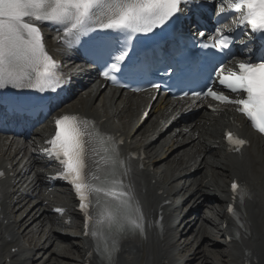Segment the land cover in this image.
Here are the masks:
<instances>
[{
	"label": "bare ground",
	"instance_id": "obj_1",
	"mask_svg": "<svg viewBox=\"0 0 264 264\" xmlns=\"http://www.w3.org/2000/svg\"><path fill=\"white\" fill-rule=\"evenodd\" d=\"M41 28L46 50L59 55L58 35L45 25ZM146 102L142 95L116 96L105 90L80 96L78 101L62 108L98 121L110 137L119 134L124 139L118 148L123 161V182L140 209L144 228L142 236L120 246L115 264H185L190 259L200 264H264V141L240 122L239 132L249 139L250 146L238 155L224 156L222 149H214V143L220 139V129L228 118L234 120L232 111L218 117L202 111L198 118L182 121L177 117L181 113L178 103L159 98L150 116L137 124L139 108ZM158 116L164 122L170 121L171 132L167 135L158 129ZM43 133V129L36 130L35 136L43 139ZM134 135L140 138L137 140ZM0 141V169L8 175L13 173L0 180V264H86L83 256L90 242L83 238L75 239V244L70 242L73 238L62 231L71 230L80 237L76 225L62 226L47 212V205L42 207L45 202L63 206L73 215L68 197L45 193L42 174L35 169L41 165L38 158L26 152V142L6 144L1 138ZM136 148H142L146 155L141 169L128 160L129 151ZM235 178L245 182L251 192L237 206L238 220L223 230L232 241L221 247L219 244L224 242L218 239L214 215L222 217L229 197L228 186ZM208 194L219 197L215 199L217 205L206 209ZM186 196L190 210L196 212V220L186 219L181 235L193 230L194 240L198 241L193 249L189 242L177 245L171 237V231L177 227L175 222L171 224L172 218L181 214L179 207L185 208ZM48 247V258L29 262L35 251H46ZM223 248L226 253L219 252ZM89 264H100V257L94 256Z\"/></svg>",
	"mask_w": 264,
	"mask_h": 264
},
{
	"label": "snow or ice",
	"instance_id": "obj_2",
	"mask_svg": "<svg viewBox=\"0 0 264 264\" xmlns=\"http://www.w3.org/2000/svg\"><path fill=\"white\" fill-rule=\"evenodd\" d=\"M192 0H0V87L56 90L62 77L58 66L46 50L41 25L58 26L65 44L78 43L92 32H110L124 37L108 48L104 70L105 80L115 82L116 73L128 68L130 53L127 43L137 34H148L168 24L184 5ZM224 0H222V3ZM237 13L236 28L264 34V0H227V9L217 13ZM212 44L204 42L200 31L194 39L202 48L224 52L234 43L217 29ZM214 79L223 90L209 86L196 92L198 98L210 97L220 104L237 106L250 126L264 135V58L258 62L242 60L236 70L215 67ZM129 71H134L130 69ZM158 88V85H153ZM224 90H227V94ZM90 121L64 114L54 120V135L46 141L50 158L61 165L60 179L67 181L79 200L84 214L85 235L91 236L100 256V264H115L121 238L129 232L143 235V216L123 182V161L115 140L106 137ZM230 145L238 151L246 141L226 133ZM234 195L246 196L234 181ZM59 211V210H58ZM228 212L234 214L233 207ZM238 220V217H236Z\"/></svg>",
	"mask_w": 264,
	"mask_h": 264
},
{
	"label": "rangeland",
	"instance_id": "obj_3",
	"mask_svg": "<svg viewBox=\"0 0 264 264\" xmlns=\"http://www.w3.org/2000/svg\"><path fill=\"white\" fill-rule=\"evenodd\" d=\"M180 185V184H179ZM186 237V238H185ZM182 239H184V240H187V241H189V242H193V235H192V231H187L183 236H182ZM51 249V248H50ZM50 249H48V251L50 250ZM41 250H38V251H36L35 253H34V258H39V257H41V256H45L46 257V254H44V252H40ZM187 264H200L199 262H197V261H188V262H186ZM203 263V262H202Z\"/></svg>",
	"mask_w": 264,
	"mask_h": 264
}]
</instances>
